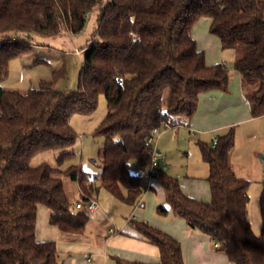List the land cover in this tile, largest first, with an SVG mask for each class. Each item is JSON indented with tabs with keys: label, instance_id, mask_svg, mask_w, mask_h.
I'll use <instances>...</instances> for the list:
<instances>
[{
	"label": "trees",
	"instance_id": "obj_1",
	"mask_svg": "<svg viewBox=\"0 0 264 264\" xmlns=\"http://www.w3.org/2000/svg\"><path fill=\"white\" fill-rule=\"evenodd\" d=\"M94 8L97 26L83 48L78 89H57V72L25 92L0 85V264H63L55 240L37 239L39 206L50 209V223L62 232L79 235L90 219L88 199L99 189L136 206L152 179L165 192L160 215L172 211L208 235L227 264H264V180L258 234L248 215L251 182L238 177L229 162L234 127L218 134L216 144L199 142L210 169L209 200L186 194L179 179L160 166L153 176L154 145L148 141L155 128L190 120L202 93L229 90L226 63L208 64L192 34L203 18L210 19L209 31L223 49H242L235 68L251 115H264V0H0V80L10 60L29 51L36 37L62 30L77 34ZM101 94L108 113L94 132L103 137L96 185L92 172L62 165L75 155L78 140L71 115L93 113ZM46 150L59 152L56 165H32ZM133 159L143 164L138 173L131 171ZM62 174L80 186L81 208L67 196ZM131 223L158 247L159 261L117 258V264H188L175 236L145 220Z\"/></svg>",
	"mask_w": 264,
	"mask_h": 264
},
{
	"label": "crops",
	"instance_id": "obj_2",
	"mask_svg": "<svg viewBox=\"0 0 264 264\" xmlns=\"http://www.w3.org/2000/svg\"><path fill=\"white\" fill-rule=\"evenodd\" d=\"M198 24L199 21L194 26V30H199ZM209 28L210 23L208 31L203 33L200 31V36L205 34L202 45L195 37L198 45L205 50L208 64L225 62V49L222 48L219 38L210 33ZM230 75L228 91L212 90L202 93L198 109L190 120H185L178 126H169L164 128L163 132L161 131L156 141L157 151L159 150V153L157 152L158 161L160 167L167 163L166 144L168 139L179 140L182 136L193 137L194 133H198L199 141L206 137H211L210 140L213 141L218 134L234 127L236 140L229 155V162L238 177L250 180L251 184L256 183L258 189L254 188L255 192L259 190V185L262 187L264 180V160L261 157L264 155L260 154L264 152V115L260 117L251 115L250 101L239 72L235 68L230 71ZM243 124H248L246 126L248 129L246 128L240 133L238 128ZM257 138L260 139L258 140L260 143H253ZM207 184L209 185L208 182ZM181 187L186 194L192 197L204 200H209L211 197L208 192L203 194L193 191L188 183L181 184ZM252 190V187H249V195ZM97 193L100 195V190ZM94 195L99 207L89 212L95 213L98 221L110 220L107 226L108 233L104 243L100 246L77 241L75 237L78 234L69 235L62 232L57 226L50 223V209L44 205L38 208L37 239L55 240L63 264H109L110 255L116 261L117 258L145 262L159 261L158 247L140 235L131 223L133 220L148 221L179 239L182 242L184 257L188 264H227L226 255L216 250L208 235L200 230L191 229L184 219L175 216L172 211L164 216L158 213L157 207L166 205V201L164 189L157 179H152L151 186L142 195L139 206L127 204L108 191L104 193L103 198L106 205H102L96 197V193ZM120 214L123 217V222L116 224ZM131 215H135V218L129 221L128 218ZM248 215L254 232L258 233L260 228L258 224L254 227L249 206ZM83 234H79V236Z\"/></svg>",
	"mask_w": 264,
	"mask_h": 264
},
{
	"label": "rangeland",
	"instance_id": "obj_3",
	"mask_svg": "<svg viewBox=\"0 0 264 264\" xmlns=\"http://www.w3.org/2000/svg\"><path fill=\"white\" fill-rule=\"evenodd\" d=\"M98 8H94L88 13L83 30L77 34H71L67 30H62L59 34L52 37H36L33 47L18 56L13 57L9 62L7 75L0 80V85L8 89H16L22 92L30 88L40 87L43 79H53L54 72L60 74L54 80V86L57 89H78L80 72L83 63V48L91 41L97 26ZM210 23L209 18H203L199 21V30L193 29L192 34L203 44L204 35L200 36V31H208ZM197 25V26H198ZM196 26V27H197ZM195 28V27H194ZM241 48H228L224 50V60L229 71L235 69V61L241 55ZM108 113L107 100L104 94L99 97L96 110L91 114L73 113L70 123L78 134V140L75 145V155L67 158L62 165V169H67L71 164L81 166L85 171L92 172L95 177L96 185H99V172L101 170L100 151L103 144V137L94 135L96 128L102 123ZM248 124H243L238 128L240 133L244 131ZM164 131V128L161 129ZM248 132V131H247ZM159 135L155 137L158 138ZM199 134L194 133L193 137H181L179 140L168 139L167 163L162 168L169 174L177 177L180 184L188 183L195 192L206 193L210 196L209 185L206 178L209 175V165L203 159L199 142L212 144L209 137L200 139ZM260 138V137H258ZM254 140L253 143H260V139ZM263 142V140H262ZM59 152L56 150H46L35 155L31 164L36 166L42 162H48L56 165V156ZM260 154L264 155V152ZM160 156V155H159ZM161 158V156H160ZM143 164L133 159L131 162V171L138 173L142 170ZM64 187L70 201L75 203L82 201V192L76 180L70 176L62 174ZM252 192L250 195L249 212L254 227L259 226L258 234L261 231L262 219L260 214V191L256 183H252ZM251 189V188H250ZM100 195L96 192V197L102 205L104 202V193L106 190L99 189ZM258 192V193H256ZM260 192V193H259ZM95 196V195H94ZM90 211V210H89ZM95 213L89 212V223L82 236L75 237L77 241L92 243L100 246L104 243L107 235V226L110 220L96 219ZM121 215V214H120ZM122 215L117 219L116 224L123 222ZM77 245V244H76ZM78 247V246H77ZM80 254V253H79ZM78 254V255H79ZM109 264H117L116 259L111 255L108 258Z\"/></svg>",
	"mask_w": 264,
	"mask_h": 264
},
{
	"label": "built area",
	"instance_id": "obj_4",
	"mask_svg": "<svg viewBox=\"0 0 264 264\" xmlns=\"http://www.w3.org/2000/svg\"><path fill=\"white\" fill-rule=\"evenodd\" d=\"M167 127H169V125L168 124H164L163 125V127H157V128H155L154 129V131H153V135L151 136V137H149V142L150 143H152L153 145H154V148H153V153H152V159H151V165H150V167H151V173H152V175L153 176H156L157 174H158V168H159V161H158V153H157V147H156V141H157V139H155V137L157 136V135H160V133H161V129L162 128H167ZM159 137V136H158ZM213 143L214 144H216L217 143V138H215L214 139V141H213ZM139 204L140 203H138L137 204V206H139ZM82 203L80 202V203H77V207L78 208H81L82 207ZM99 207V203H98V201H97V199H95L94 197H90L89 199H88V204H87V208H88V210H90V211H94L95 209H97ZM133 218H135V215H131L129 218H128V220L130 221V220H132ZM216 246L218 245L217 243L215 244Z\"/></svg>",
	"mask_w": 264,
	"mask_h": 264
},
{
	"label": "water",
	"instance_id": "obj_5",
	"mask_svg": "<svg viewBox=\"0 0 264 264\" xmlns=\"http://www.w3.org/2000/svg\"><path fill=\"white\" fill-rule=\"evenodd\" d=\"M158 153H159V150L157 151ZM262 157V159L264 160V156H261Z\"/></svg>",
	"mask_w": 264,
	"mask_h": 264
}]
</instances>
